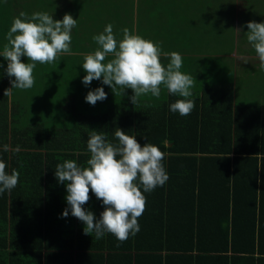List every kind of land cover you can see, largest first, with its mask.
Masks as SVG:
<instances>
[{
    "label": "trees",
    "instance_id": "1",
    "mask_svg": "<svg viewBox=\"0 0 264 264\" xmlns=\"http://www.w3.org/2000/svg\"><path fill=\"white\" fill-rule=\"evenodd\" d=\"M129 1L0 0V51L13 18L21 12H47L53 19L69 13L77 19L71 32L74 54L37 63L34 86L14 89L10 98L4 96L11 87L7 61L0 56V146L21 149L0 152L6 171L20 173L17 186L0 194V264H264V104L237 99L236 81L245 58L234 60L236 77L227 63L229 69L220 74L219 55L197 56L193 64L191 55L184 53L185 38L198 36L192 25L197 22L181 21L182 35L173 31L180 46L164 51L182 56L181 70L196 84L188 98L195 107L187 116L170 111L171 103L184 98L163 85L160 99L149 93L133 105L132 89L113 92L95 79L87 86L82 83L86 72L81 53L95 50L85 47L97 45L93 36L106 25L121 28L113 32L122 37L124 28L139 32L145 22H156L142 19L135 25V8L125 6ZM221 1L187 0L202 33L212 32L201 19ZM105 13L129 17L120 24L105 20ZM21 60L28 62L27 57ZM161 61L165 66L169 62ZM208 70L217 74L212 78ZM97 87L104 88L107 99L93 106L85 96ZM117 127L141 145L158 146L165 153L169 176L163 186L144 193L140 230L123 242L110 233L101 239L95 233L86 235L84 223L70 210L62 217L68 207L66 185L55 177L56 165L65 159L86 163L92 130L116 143ZM83 207L97 218L104 209L91 191Z\"/></svg>",
    "mask_w": 264,
    "mask_h": 264
},
{
    "label": "clouds",
    "instance_id": "2",
    "mask_svg": "<svg viewBox=\"0 0 264 264\" xmlns=\"http://www.w3.org/2000/svg\"><path fill=\"white\" fill-rule=\"evenodd\" d=\"M76 24L77 19L69 13L62 19H53V15L39 11L31 15L21 12L13 18L5 35L7 42L0 51V56L7 61L6 74L11 84L4 90V96L10 98L14 89L32 88L37 63H53L61 56L73 55L71 32ZM247 29V41L264 70V22L248 21ZM240 31L236 29L237 33ZM122 33V38L117 40L113 26L108 24L103 32L93 36L98 47L81 53L86 72L82 83L87 86L95 79L102 80L113 92L117 88L132 89L133 105L149 93L159 99L163 85L170 94L184 98L171 103L170 111L190 115L195 107L194 101L188 99L193 95L194 79L181 71L182 56L175 51H162L157 43L129 28H124ZM162 56L169 61L166 66L161 61ZM21 57H27L28 62H23ZM105 99L107 93L103 87L89 90L85 96L86 102L93 106ZM114 136L116 143L92 130L87 139L89 159L86 163L81 165L74 159H65L56 165L55 177L66 185L68 207L62 217L66 218L70 210L72 216L84 223L86 235L95 233L96 239H101L110 233L123 242L140 230L138 218L146 208L144 193L163 186L169 176L163 164L165 153L158 146L149 142L141 145L135 136L119 127L115 128ZM20 150L19 146H0V152L4 153ZM7 167L0 159V194L11 192L19 182V171L12 169L9 174ZM90 191L104 206L99 218L83 207L90 200Z\"/></svg>",
    "mask_w": 264,
    "mask_h": 264
},
{
    "label": "rangeland",
    "instance_id": "3",
    "mask_svg": "<svg viewBox=\"0 0 264 264\" xmlns=\"http://www.w3.org/2000/svg\"><path fill=\"white\" fill-rule=\"evenodd\" d=\"M237 3H239L238 6ZM188 5L187 0H132L127 2L125 6L135 8V10L133 9V17L136 20L135 25L141 24L140 22H144L146 19L156 21V26L154 22L149 25H146L145 22L144 25L139 26L140 31L136 33L157 43L162 51L164 49L166 51L175 50L180 46L182 41L177 39V34H173V31L179 30V35H182L181 26L183 23L181 21L193 20L197 22L192 24L194 25V31L199 34L194 38H185L186 49L184 50L185 54L191 55L192 62L197 56L219 55L223 61L222 72L234 68L235 58L239 59V56L243 53L249 54L251 56L250 63L243 64V66H246L245 70L251 75L248 80L249 83L247 85V82L242 79L243 75L248 76V74H245L246 71L241 73L242 69H240L236 81V96L238 100L264 104V70L260 68L259 61L255 59V51L247 41L246 36L248 21L264 22V0H222L220 6L218 4L210 11L209 16H204L201 19L206 23L204 26L208 25L212 29V32L204 29L203 33L198 22L199 17L193 18L190 15ZM128 17L117 19V16L108 15L107 13L103 16L105 20L111 19L120 24L126 23ZM142 19L145 20L142 21ZM113 29L120 30L121 28L114 25ZM236 29L241 31L237 33ZM115 37L117 40L122 38ZM168 37L171 41L167 44ZM97 47L98 45L92 47V44L88 43L85 48L96 49ZM161 59L164 60L165 57L162 56ZM224 63H227L229 68H226ZM99 81L101 83V80Z\"/></svg>",
    "mask_w": 264,
    "mask_h": 264
},
{
    "label": "crops",
    "instance_id": "4",
    "mask_svg": "<svg viewBox=\"0 0 264 264\" xmlns=\"http://www.w3.org/2000/svg\"><path fill=\"white\" fill-rule=\"evenodd\" d=\"M240 59H243V58H245V60H242V61H244V63L245 62H247L248 61V63H250V61H251V59H250V55L249 54H247V53H243V54H241L240 56ZM182 71V70H181ZM200 71H201V73L203 72V70L202 69H200ZM236 71V72H235ZM238 70H237V68L235 67L234 68V70H233V74H234V76L236 77V74L238 73L237 72ZM244 71H246L245 72V74H248V76H242V78L247 82V85H248V80L250 79V74L248 73V71L247 70H245V67L244 66H242V72L241 73H243ZM239 72H240V70H239ZM206 73H208L209 75H214V74H216V71H214L213 70V73L211 72V70H208ZM220 74H222V72L220 71ZM213 75L211 76L212 78H213ZM219 78H220V76H219ZM196 84H194V86H195ZM194 88V87H193ZM195 88H196V86H195ZM250 103V102H249ZM251 104H255V105H261L260 103H251ZM209 111V110H208Z\"/></svg>",
    "mask_w": 264,
    "mask_h": 264
}]
</instances>
